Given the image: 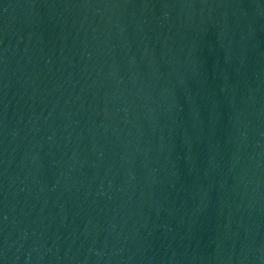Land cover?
<instances>
[{
  "label": "water",
  "instance_id": "water-1",
  "mask_svg": "<svg viewBox=\"0 0 264 264\" xmlns=\"http://www.w3.org/2000/svg\"><path fill=\"white\" fill-rule=\"evenodd\" d=\"M0 264H264V0H0Z\"/></svg>",
  "mask_w": 264,
  "mask_h": 264
}]
</instances>
